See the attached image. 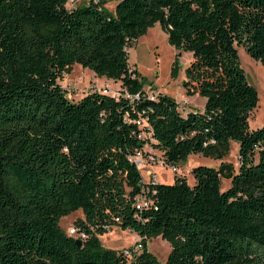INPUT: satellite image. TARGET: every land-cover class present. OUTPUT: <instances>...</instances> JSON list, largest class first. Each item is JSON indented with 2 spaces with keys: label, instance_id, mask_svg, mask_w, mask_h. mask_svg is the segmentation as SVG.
<instances>
[{
  "label": "trees",
  "instance_id": "obj_1",
  "mask_svg": "<svg viewBox=\"0 0 264 264\" xmlns=\"http://www.w3.org/2000/svg\"><path fill=\"white\" fill-rule=\"evenodd\" d=\"M69 2L0 0V264H264V123L249 128L258 95L238 55L264 66V0ZM155 23L190 53L181 85L202 110L151 95L130 65ZM73 64L119 94L69 99L61 80ZM232 140L237 167L222 160ZM137 152L165 167L191 154L219 165L162 183L142 177ZM77 210L70 235L58 222ZM113 228L140 236L141 251L101 248ZM154 236L171 246L163 262L147 249Z\"/></svg>",
  "mask_w": 264,
  "mask_h": 264
},
{
  "label": "rangeland",
  "instance_id": "obj_2",
  "mask_svg": "<svg viewBox=\"0 0 264 264\" xmlns=\"http://www.w3.org/2000/svg\"><path fill=\"white\" fill-rule=\"evenodd\" d=\"M116 2L117 0H104L103 4L108 11H112ZM238 55L247 80L256 88L258 95L257 106L248 118L249 128L255 129L264 123V66L252 59L243 47H238ZM190 58L191 55L188 51H179L170 45L166 33L158 23H155L148 27L147 31L138 38L135 45L129 49L128 61L144 78L143 88L149 90L150 93H154L155 90L161 91L175 98L180 105L183 104L186 108L188 105L185 98H187L193 106L192 108L202 110L205 98L195 95L189 99V96L184 94L181 85ZM174 63H176L177 72L175 76H171ZM61 84L66 90L67 97L74 100L91 90L105 91V93L116 96L120 91L119 82L97 76L92 70L79 64L72 65L71 69L63 75ZM150 88H153V90L151 91ZM145 134H147L146 131ZM237 152L238 144L233 140L230 141L229 154L222 160L231 162L237 167ZM196 165L218 167L219 160L207 158L201 154H191L186 161L177 164V173H183L189 182H193L191 168ZM140 173L145 180L150 175L162 183L172 182L175 175L172 167H164L158 163L141 167ZM228 184L229 181L222 178V188H226ZM82 216V212L77 210L62 216L58 225L61 230L67 232L74 225L75 220ZM133 238L134 234L131 230L120 228H113L99 235L101 248L114 250H123L122 248L130 247L133 244ZM147 249L163 262L166 260L171 246L168 241L163 240L160 236H154L147 240Z\"/></svg>",
  "mask_w": 264,
  "mask_h": 264
},
{
  "label": "built area",
  "instance_id": "obj_3",
  "mask_svg": "<svg viewBox=\"0 0 264 264\" xmlns=\"http://www.w3.org/2000/svg\"><path fill=\"white\" fill-rule=\"evenodd\" d=\"M97 0H95L96 2ZM105 93V91H102ZM151 95H155V93H151ZM183 106V104H182ZM185 107V106H183ZM140 122H138L139 124ZM132 161L136 164V166L140 169L141 167H144L145 165L147 164H151V163H158L160 164L161 166H163V164L155 159L154 157L152 156H148L147 158H145L141 152H137L133 157H132ZM165 167V166H164ZM174 172L177 173V166H173L172 167ZM147 169H149L147 167ZM152 179V180H157L155 177H152V176H148L147 179ZM136 203H137V208H141V207H144L147 205V201L143 198V197H139L137 198L136 200ZM70 235H76L77 233V230L76 228L74 227H70L67 231ZM80 237L81 238H85V235L83 233L80 234ZM142 238L140 236H137L134 238V241H133V246L131 248H128V249H123L125 251L126 254H134V253H138L141 251L142 249Z\"/></svg>",
  "mask_w": 264,
  "mask_h": 264
},
{
  "label": "crops",
  "instance_id": "obj_4",
  "mask_svg": "<svg viewBox=\"0 0 264 264\" xmlns=\"http://www.w3.org/2000/svg\"><path fill=\"white\" fill-rule=\"evenodd\" d=\"M82 1H84V0H70V4H78V3L82 2ZM184 94H185V92H184ZM194 96L195 95L189 96V99L193 98ZM185 101H186L188 107H191V108L193 107V106H191V104H190V102H189V100L187 98H185ZM133 234H134V238L138 236L135 232H133ZM134 238H133V241H134ZM132 246H133V244L130 247H128V248H131ZM128 248H122V249H128Z\"/></svg>",
  "mask_w": 264,
  "mask_h": 264
},
{
  "label": "water",
  "instance_id": "obj_5",
  "mask_svg": "<svg viewBox=\"0 0 264 264\" xmlns=\"http://www.w3.org/2000/svg\"><path fill=\"white\" fill-rule=\"evenodd\" d=\"M75 242L77 243V245H81V241L79 239H75Z\"/></svg>",
  "mask_w": 264,
  "mask_h": 264
}]
</instances>
